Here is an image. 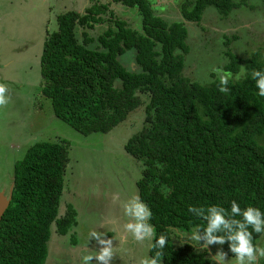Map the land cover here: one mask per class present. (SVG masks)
I'll return each mask as SVG.
<instances>
[{"label":"trees","instance_id":"trees-1","mask_svg":"<svg viewBox=\"0 0 264 264\" xmlns=\"http://www.w3.org/2000/svg\"><path fill=\"white\" fill-rule=\"evenodd\" d=\"M113 2L132 8L138 26L121 17ZM247 3L253 7L249 0H183L181 16L169 19L157 0L98 1L82 12L58 13L57 29L45 37L42 93L59 118L84 134L107 133L143 107V126L125 149L142 162L136 185L156 235L169 238L162 264H217L209 256L220 249L232 257L227 241L209 245L208 252L194 248V241L181 243L179 237L205 224L188 212L189 205L229 209L235 200L242 209L264 211V97L252 78L253 71L264 70L261 49L243 56L229 47L222 68L234 77L243 69V76L227 85L217 74L204 83L184 72L192 50L189 24L201 23L212 7L221 26ZM103 24L102 32H92ZM69 148L61 137L36 141L15 163L0 221V264H44L52 226L67 234L77 225L73 207L59 215ZM253 239L264 246V234L253 233ZM155 251L151 243L150 256Z\"/></svg>","mask_w":264,"mask_h":264},{"label":"rangeland","instance_id":"rangeland-1","mask_svg":"<svg viewBox=\"0 0 264 264\" xmlns=\"http://www.w3.org/2000/svg\"><path fill=\"white\" fill-rule=\"evenodd\" d=\"M98 1L111 0H1L0 4V83L7 87V103L0 105V191L8 196L15 163L31 144L58 137L70 141L59 215L73 207L77 225L67 234L52 226L44 264H81L84 254L101 247L90 237L93 231L112 239L111 264H141L150 256L152 242L136 241L123 227L128 220L123 204L139 198L136 182L143 168L141 160L126 151L125 143L143 126V107L133 110L107 133L84 134L59 118L51 100L42 93L41 54L47 31L57 29L56 15L70 9L82 12ZM157 2L164 17L181 16L183 0ZM249 2L253 7L247 3L234 9L221 26L216 23L220 15L212 7L205 11L201 23L189 24L192 50L186 56L184 72L193 80L205 83L213 78L214 69L227 62L229 47L243 56L260 48L264 57V0ZM112 7L130 25L138 26L139 18L132 8L114 2ZM105 28L98 25L92 32ZM226 36L232 39L231 45H226Z\"/></svg>","mask_w":264,"mask_h":264},{"label":"clouds","instance_id":"clouds-1","mask_svg":"<svg viewBox=\"0 0 264 264\" xmlns=\"http://www.w3.org/2000/svg\"><path fill=\"white\" fill-rule=\"evenodd\" d=\"M214 71L221 85H227L229 80L239 79L241 75L236 73L234 77L231 71L219 67ZM252 78L258 89L257 94L264 97V70L253 71ZM220 90L224 92L227 88L222 87ZM6 91V85L0 83V105L7 103ZM123 212L128 218L123 225L124 229L136 241H150L156 249L154 255L143 259L141 264H162V250L169 238L163 234L156 235L154 225L151 223L150 207L138 197H133L123 204ZM188 212L195 217L203 218L205 224L196 226L183 237H179L181 243L194 241L195 243H190L194 248L199 246L208 252L209 245H223L227 241L228 251L232 253V257L226 259L228 253L223 249L217 250L214 255L209 256L210 260L216 261L217 264H259V261L264 259V246L253 239V233L264 234V211L260 208L246 206L242 209L238 202L233 200L229 209L217 204L206 207L189 205ZM90 237L95 238L101 247L94 253L84 254L81 257V264H111L114 256L112 239L104 238V235L97 231H93Z\"/></svg>","mask_w":264,"mask_h":264},{"label":"water","instance_id":"water-1","mask_svg":"<svg viewBox=\"0 0 264 264\" xmlns=\"http://www.w3.org/2000/svg\"><path fill=\"white\" fill-rule=\"evenodd\" d=\"M12 189L13 185H11L8 196H6L3 191H0V221L6 207L9 205Z\"/></svg>","mask_w":264,"mask_h":264},{"label":"crops","instance_id":"crops-1","mask_svg":"<svg viewBox=\"0 0 264 264\" xmlns=\"http://www.w3.org/2000/svg\"><path fill=\"white\" fill-rule=\"evenodd\" d=\"M102 2H104V1H102ZM0 4H1V0H0ZM0 25H1V9H0Z\"/></svg>","mask_w":264,"mask_h":264}]
</instances>
